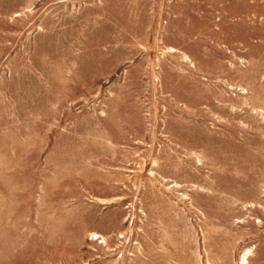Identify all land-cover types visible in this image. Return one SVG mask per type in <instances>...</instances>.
I'll use <instances>...</instances> for the list:
<instances>
[{"label":"rangeland","instance_id":"1","mask_svg":"<svg viewBox=\"0 0 264 264\" xmlns=\"http://www.w3.org/2000/svg\"><path fill=\"white\" fill-rule=\"evenodd\" d=\"M0 264H264V0H0Z\"/></svg>","mask_w":264,"mask_h":264}]
</instances>
